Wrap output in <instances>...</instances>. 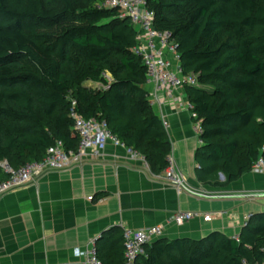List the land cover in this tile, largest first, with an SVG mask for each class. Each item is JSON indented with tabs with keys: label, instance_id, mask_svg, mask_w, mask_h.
I'll use <instances>...</instances> for the list:
<instances>
[{
	"label": "trees",
	"instance_id": "trees-1",
	"mask_svg": "<svg viewBox=\"0 0 264 264\" xmlns=\"http://www.w3.org/2000/svg\"><path fill=\"white\" fill-rule=\"evenodd\" d=\"M102 2L0 0V181L7 177L4 161L18 168L41 160L57 140L67 151L77 148L73 100L84 117L105 121L141 152L154 173L166 168L172 144L134 50L139 29ZM146 4L155 28L172 34L184 73L197 76V83L185 84L203 129L197 178L210 182L223 173L226 182L239 179L264 158V0ZM113 230L117 239L110 245L100 244L106 234L96 239L98 256L103 264H124V229ZM263 262L264 211L250 215L238 239L220 231L163 236L134 264Z\"/></svg>",
	"mask_w": 264,
	"mask_h": 264
},
{
	"label": "crops",
	"instance_id": "crops-1",
	"mask_svg": "<svg viewBox=\"0 0 264 264\" xmlns=\"http://www.w3.org/2000/svg\"><path fill=\"white\" fill-rule=\"evenodd\" d=\"M85 84L102 86L95 81ZM146 88L167 126L177 168L189 186L225 196L178 193L164 180V170L154 173L143 161L131 160L125 146L110 140L99 157L48 171L0 198V264H80L75 249L86 248L92 239L106 234L100 244L110 245L117 239L113 229L164 223L178 210L215 215L210 221L196 216L183 225L170 224L163 236L202 238L220 231L235 238L249 215L264 211V170H252L233 182H226L225 176L210 182L197 178L196 154L202 144L186 108L185 87L167 88L156 96L150 85Z\"/></svg>",
	"mask_w": 264,
	"mask_h": 264
},
{
	"label": "built area",
	"instance_id": "built-area-1",
	"mask_svg": "<svg viewBox=\"0 0 264 264\" xmlns=\"http://www.w3.org/2000/svg\"><path fill=\"white\" fill-rule=\"evenodd\" d=\"M101 6L119 8L122 15L131 18L139 29L138 44L134 50L142 58L146 66V85L152 87L155 96L167 88L171 90L183 88L186 82L197 83L196 75H186L184 73L172 34L169 31L155 28L154 13L148 9L146 0H103ZM105 76L109 77L107 73H105ZM186 108L189 109L190 115L194 120L193 129L198 135L199 142L203 144V139L201 138L203 129L199 115L192 110L193 105L189 101L186 103ZM71 117L74 120L73 128L79 136L77 148L67 151L64 147V142L57 140L48 147L46 154L41 160L29 162L18 168L13 167L8 161L2 162V168L7 177L0 181V198L6 193L38 180L48 171L81 164L90 156L99 157L110 140L115 144L125 146L131 160H141L145 165L149 166L144 155L121 142L110 131L105 121L86 118L79 113L76 109L75 100H73ZM166 160L167 166L162 176L178 193L187 192L206 198L225 196L192 189L183 173L177 168L173 150L167 155ZM253 170L257 172L264 170L263 156H260L255 162ZM220 176L224 177L225 175L220 173ZM240 195L254 196L258 195V193H242ZM89 198L92 199L93 197ZM214 215L211 212L201 214L178 210L172 213L164 223L139 229L124 228V264H134L138 256L146 254L147 246L156 239L163 237L168 225H183L196 216H202L205 220L210 221L214 218ZM249 218L250 215L247 220ZM235 238L238 239L239 237L236 236ZM75 254L78 256L80 264H103L98 256L96 239H92L84 249L76 248Z\"/></svg>",
	"mask_w": 264,
	"mask_h": 264
}]
</instances>
